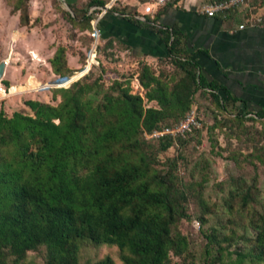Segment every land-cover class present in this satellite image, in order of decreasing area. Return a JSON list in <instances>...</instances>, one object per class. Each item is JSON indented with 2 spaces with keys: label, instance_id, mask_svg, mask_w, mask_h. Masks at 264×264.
<instances>
[{
  "label": "trees",
  "instance_id": "16d2710c",
  "mask_svg": "<svg viewBox=\"0 0 264 264\" xmlns=\"http://www.w3.org/2000/svg\"><path fill=\"white\" fill-rule=\"evenodd\" d=\"M6 1L27 26L28 0ZM107 1H72L70 11L59 9L80 32H90ZM107 12L134 21L138 14L131 4ZM258 22L264 24V14ZM157 31L168 49L159 62L172 68L156 72L140 61L143 95L131 93L128 79L114 70L117 76L105 85L110 71L101 67L96 76L91 68L68 87L53 88L55 103L26 99L28 112L11 114L0 108V264H39V256L41 264H174V257L179 264H264V195L257 170L264 167V106L251 111L225 86L205 80L179 29ZM78 38L87 47L93 40L89 34ZM113 41L99 39L97 49L112 48ZM66 53L58 45L48 59L58 77L77 71ZM144 99L156 106H145ZM205 101L211 104L209 128L237 140L236 147L222 150L239 171L214 184L216 198L205 194V159L193 166H199L196 173L179 172L188 161L182 149L192 139L201 142V117L200 127L185 136L146 137L191 109L198 113L193 106ZM173 146L182 149L164 157ZM193 219L203 237L199 252L181 228ZM89 244L115 247L120 263L109 254L82 262L81 249Z\"/></svg>",
  "mask_w": 264,
  "mask_h": 264
},
{
  "label": "rangeland",
  "instance_id": "374dc122",
  "mask_svg": "<svg viewBox=\"0 0 264 264\" xmlns=\"http://www.w3.org/2000/svg\"><path fill=\"white\" fill-rule=\"evenodd\" d=\"M72 1L81 3V0H57V2L54 0H28L30 22L27 26H21L18 20L19 12H11V5L6 0H0V62L5 61L2 80L7 81L8 85L11 84V81L14 82L11 88L14 95L12 96L11 94L9 95L10 97L8 96L0 100V108H3L7 114H11L14 110L18 109H26L25 111L28 112V108L24 104V100L26 99H37L55 103L57 100L54 101L52 98L53 88L68 87L73 81L87 74L91 68L92 72L90 73L93 76L100 74L101 67L109 69L108 76L104 75L105 85H108L110 79L115 77L116 74L112 73L114 70L125 81L128 79L131 93L144 94L143 88L139 85L137 79V66L140 61H147L143 58L136 59L128 52L120 53L116 51L115 45L105 51L102 48H98L96 51V60L98 63H92L87 72L78 75V72L86 70V60L91 43L89 47L81 43L78 37L82 34H89L88 31L80 32L77 27L71 25L61 15L59 8L70 10L67 5L68 2ZM129 4L137 6L143 14L152 13L156 7L154 3L137 2L134 0H131ZM261 11H264V5ZM99 39L102 40L101 37ZM58 45H64L66 47L68 64L74 69H77L72 75L68 76L70 79H73L72 82H63V79L67 77L48 76L52 74H50L51 72L49 66L46 65V61L52 56ZM105 52H111L112 55L105 54ZM80 55L85 57L84 63L79 60ZM148 64L156 72L159 69L170 71L172 68L165 61L159 62L157 60L155 64ZM34 73L36 76H33ZM28 77H31L33 81L31 79L28 80ZM58 81L62 83H57ZM14 85L17 86L14 87ZM203 103L201 107L193 106V108L197 109L205 125L201 133V142L198 143L195 139H192L185 149L181 147L177 148L176 146L170 147L164 153V157L177 155L178 149H182L188 161L186 167L181 166L179 168V172L185 175H189L192 170L196 173L199 166L196 169L193 166L205 159L208 163L205 169L208 176L205 194L216 198L215 196H217L218 191L214 189V184L227 178L230 174L239 171L232 160L225 158L227 151L222 150L224 147H236L237 140L235 138H227L220 128L216 127L213 130L209 128L213 124V118L211 111L206 105L211 104L206 101L205 104ZM144 104L145 106H156L154 101L148 102L146 99H144ZM256 126L260 127V124L256 123ZM257 170L259 185L264 195V167L259 166ZM181 228L183 233L188 235L192 240L191 244L194 251L199 252L202 248L201 243L203 237L200 234L197 219H193L191 222H185ZM106 254H109L116 262L120 263L118 251L115 247L107 245L94 246L91 244L81 249V261H95ZM29 256L32 257L31 255ZM35 259L41 264L42 259H40V256L38 259ZM173 260L174 264H179L180 258L174 257ZM198 261L197 254L196 262Z\"/></svg>",
  "mask_w": 264,
  "mask_h": 264
},
{
  "label": "crops",
  "instance_id": "0c3cea01",
  "mask_svg": "<svg viewBox=\"0 0 264 264\" xmlns=\"http://www.w3.org/2000/svg\"><path fill=\"white\" fill-rule=\"evenodd\" d=\"M208 2L177 0L156 5L155 11L149 14L141 13L136 6V21L106 11L98 21V30L102 40H114L116 51L128 52L136 59L143 58L155 64L168 53L157 29H179L201 76L225 86L245 101L249 110H258L264 106V24L258 22L264 14L261 11L263 6H255L248 1L208 16L203 10ZM46 65L52 74L47 75H55L48 60Z\"/></svg>",
  "mask_w": 264,
  "mask_h": 264
},
{
  "label": "built area",
  "instance_id": "2783aa9c",
  "mask_svg": "<svg viewBox=\"0 0 264 264\" xmlns=\"http://www.w3.org/2000/svg\"><path fill=\"white\" fill-rule=\"evenodd\" d=\"M131 0H108L107 3L103 7H99L100 11L97 13V16H95L91 20L92 30L89 33V35L93 38L91 42V46L87 55L86 60V70L84 72H87V70L90 68L92 63H98L96 60V51H97V43L100 38V33L97 27V23L101 17V15L106 12L112 5L115 4H121L126 5L129 4ZM137 2H145V3H154L155 5H163L171 0H134ZM249 0H219L215 2H208L205 3L203 6L204 12L208 16H213L217 13H222L225 11H228L232 8L239 7L245 3H247ZM94 9V7L91 8V10ZM242 27V26H241ZM72 77V76H71ZM63 82L69 83L72 82L73 79H70V77H67L63 79ZM57 83H62L61 81ZM11 85H5L2 78L0 79V100H3L4 98L8 97L9 95L13 94V91L11 90ZM201 121L200 116L196 112L195 109H191L186 113V115L181 118L176 124L164 126L160 129H155L150 133L146 134V137L149 139H157L164 136H185L188 132L192 131L195 128L200 127Z\"/></svg>",
  "mask_w": 264,
  "mask_h": 264
},
{
  "label": "water",
  "instance_id": "95a60500",
  "mask_svg": "<svg viewBox=\"0 0 264 264\" xmlns=\"http://www.w3.org/2000/svg\"><path fill=\"white\" fill-rule=\"evenodd\" d=\"M68 6V5H67ZM105 8V6H104ZM69 9V6H68ZM70 11V10H69ZM4 70H5V61H1L0 62V79L2 78L3 74H4Z\"/></svg>",
  "mask_w": 264,
  "mask_h": 264
}]
</instances>
